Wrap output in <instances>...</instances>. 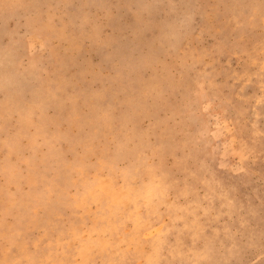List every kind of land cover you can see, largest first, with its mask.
<instances>
[{
    "label": "rangeland",
    "instance_id": "rangeland-1",
    "mask_svg": "<svg viewBox=\"0 0 264 264\" xmlns=\"http://www.w3.org/2000/svg\"><path fill=\"white\" fill-rule=\"evenodd\" d=\"M0 264H264V0H0Z\"/></svg>",
    "mask_w": 264,
    "mask_h": 264
}]
</instances>
